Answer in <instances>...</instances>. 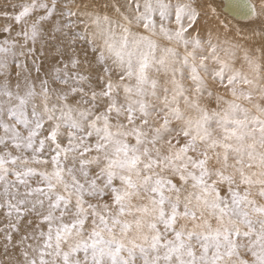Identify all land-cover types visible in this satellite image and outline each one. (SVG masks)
Returning a JSON list of instances; mask_svg holds the SVG:
<instances>
[{
    "label": "snow or ice",
    "instance_id": "snow-or-ice-1",
    "mask_svg": "<svg viewBox=\"0 0 264 264\" xmlns=\"http://www.w3.org/2000/svg\"><path fill=\"white\" fill-rule=\"evenodd\" d=\"M0 20V264H264V3Z\"/></svg>",
    "mask_w": 264,
    "mask_h": 264
},
{
    "label": "bare ground",
    "instance_id": "bare-ground-1",
    "mask_svg": "<svg viewBox=\"0 0 264 264\" xmlns=\"http://www.w3.org/2000/svg\"><path fill=\"white\" fill-rule=\"evenodd\" d=\"M6 2H7V0H0V8H2L4 3H6ZM257 3H259V2L257 1ZM225 15H228V13H225ZM229 17L234 19L231 15H229ZM235 19H238L239 22H247L246 20H244L243 18H240V17H236Z\"/></svg>",
    "mask_w": 264,
    "mask_h": 264
},
{
    "label": "rangeland",
    "instance_id": "rangeland-1",
    "mask_svg": "<svg viewBox=\"0 0 264 264\" xmlns=\"http://www.w3.org/2000/svg\"><path fill=\"white\" fill-rule=\"evenodd\" d=\"M259 3H264V0H257ZM230 20H232V18L229 17ZM3 21L0 20V23H2ZM241 25L247 23V22H239Z\"/></svg>",
    "mask_w": 264,
    "mask_h": 264
}]
</instances>
